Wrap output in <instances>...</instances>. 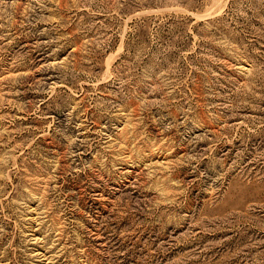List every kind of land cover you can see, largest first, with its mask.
<instances>
[{"label":"rangeland","instance_id":"374dc122","mask_svg":"<svg viewBox=\"0 0 264 264\" xmlns=\"http://www.w3.org/2000/svg\"><path fill=\"white\" fill-rule=\"evenodd\" d=\"M0 264H264V0H0Z\"/></svg>","mask_w":264,"mask_h":264}]
</instances>
